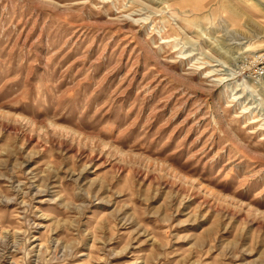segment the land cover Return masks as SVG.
Masks as SVG:
<instances>
[{"label":"rangeland","instance_id":"rangeland-1","mask_svg":"<svg viewBox=\"0 0 264 264\" xmlns=\"http://www.w3.org/2000/svg\"><path fill=\"white\" fill-rule=\"evenodd\" d=\"M263 56L264 0H0V264H264Z\"/></svg>","mask_w":264,"mask_h":264},{"label":"built area","instance_id":"built-area-1","mask_svg":"<svg viewBox=\"0 0 264 264\" xmlns=\"http://www.w3.org/2000/svg\"><path fill=\"white\" fill-rule=\"evenodd\" d=\"M250 75L252 81H254L255 83L264 81V59L258 64V66Z\"/></svg>","mask_w":264,"mask_h":264},{"label":"bare ground","instance_id":"bare-ground-1","mask_svg":"<svg viewBox=\"0 0 264 264\" xmlns=\"http://www.w3.org/2000/svg\"><path fill=\"white\" fill-rule=\"evenodd\" d=\"M250 47H248L246 50L247 51H250V50H252L253 49V46H251V45H249Z\"/></svg>","mask_w":264,"mask_h":264}]
</instances>
